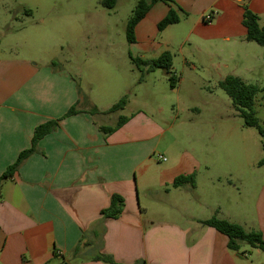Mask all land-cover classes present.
Returning a JSON list of instances; mask_svg holds the SVG:
<instances>
[{
  "label": "crops",
  "instance_id": "0c3cea01",
  "mask_svg": "<svg viewBox=\"0 0 264 264\" xmlns=\"http://www.w3.org/2000/svg\"><path fill=\"white\" fill-rule=\"evenodd\" d=\"M44 1L16 4L30 18L45 7ZM245 7L261 25L264 0L156 2L136 25L135 41L127 42L130 60H151L164 52L172 62L179 58L193 68L197 59L212 66L216 58L246 60L253 46L242 24ZM170 8L178 22L159 31L158 23ZM7 12L10 5L1 1L0 178L31 148L38 126L59 121L1 182L0 264H108L95 260L100 255L114 264H264V251L246 243L232 250L226 235L202 223L215 216L259 231L264 239V186L256 198L241 203L237 186L231 181L224 185L220 170L208 162L207 156L215 153L166 152L158 122L144 111L104 134L100 128L115 126L121 115L103 113L112 105L94 97L93 88L81 87L75 53L64 59L55 48L40 51L21 38L7 45L18 35L4 30ZM35 24L33 38L45 42L52 37L41 35L43 21ZM122 90L111 95L136 97ZM172 91L178 108L179 89ZM84 96L90 106L83 104ZM75 105L85 112L63 118ZM93 106L100 113L86 112ZM110 114L117 118L114 125ZM189 175H194V187L173 185L177 177ZM113 195L123 199L122 212L117 218L103 217L100 213L110 207Z\"/></svg>",
  "mask_w": 264,
  "mask_h": 264
},
{
  "label": "rangeland",
  "instance_id": "374dc122",
  "mask_svg": "<svg viewBox=\"0 0 264 264\" xmlns=\"http://www.w3.org/2000/svg\"><path fill=\"white\" fill-rule=\"evenodd\" d=\"M1 1L11 7L5 16L9 21L4 30L18 34L7 45L11 46L18 38L26 39L40 51L55 48L56 56L64 59L73 51L80 68L78 81L85 91L93 88L92 95L103 99L105 105H114L123 97L112 96L114 89L135 92L136 97L126 94V107L119 111L126 122L138 111H144L158 122L162 149L172 155L191 149L198 155L215 153L207 156L208 162L220 170L224 185L231 181L237 186L240 198L235 195L240 202L253 195L257 197L264 186V165H259L264 157V138L256 129L244 125L239 111L219 83L233 75L247 84L257 85L260 91L254 98L253 111L264 127V49L261 46L252 42L251 56L246 60L216 58L213 66L206 60L191 59L193 68L175 58L173 87L169 75L162 69L149 72L137 85L134 81H138L141 72L130 60L125 34L136 0H116L112 9L102 7L100 0H45V7L30 18L19 12L16 0ZM51 6H56V10ZM40 21L44 27L41 35L54 38L44 42L32 37L38 30L35 23ZM261 25L264 27V20ZM173 88L179 89L178 108ZM158 107L163 112L158 113ZM113 115L108 117L110 125L117 122Z\"/></svg>",
  "mask_w": 264,
  "mask_h": 264
},
{
  "label": "trees",
  "instance_id": "16d2710c",
  "mask_svg": "<svg viewBox=\"0 0 264 264\" xmlns=\"http://www.w3.org/2000/svg\"><path fill=\"white\" fill-rule=\"evenodd\" d=\"M159 1L163 2L166 5H170L173 2V0H136L135 9L133 10L126 25L125 34L128 43H133L135 41L134 29L136 25L146 16L152 5ZM100 4L105 8L112 9L115 7L116 0H100ZM176 22H178V17L175 11L170 8L166 17L158 23V30L161 31L169 24ZM242 24L246 28V40L255 42L264 49V27L260 25L259 17L247 7L244 8ZM131 62L141 72L140 78L138 79L137 83H142L145 80L147 74H149V72L153 71L154 69H162L169 75L171 86H174L175 77L172 74V56L169 52H164L159 57L151 60H142L140 58L131 57ZM219 86L230 98L233 106L239 111V115L242 118L244 125L246 127L256 129L258 134L264 138V127L259 124L256 114L253 111L254 98L260 91L259 87L254 84H247L239 77L233 75L226 76L225 79L219 83ZM126 103L127 96L125 95L117 103L112 105L103 113L109 114L123 110L126 107ZM83 104L85 106H90V103L86 96L83 97ZM80 112H85V110L79 109L77 108V105H75L68 110L63 118L78 114ZM86 112H89L91 114L100 113V111L94 106ZM58 121L59 120L49 121L38 126L35 129L31 148L21 152L16 162L13 165L9 166L7 170L2 174L0 178V191L1 182L11 177L14 172L18 170L21 164L31 154L34 153L38 141L45 135L54 131L58 124ZM125 123L126 118L121 116L115 126L101 127L100 129L104 134H111ZM259 165H264V157L259 162ZM185 184H190L192 187H194V175L179 176L173 182V185L175 187H179ZM123 205V199L120 196L113 195L111 198L110 207L106 210H102L100 214L106 218H117L122 212ZM202 223L226 235L229 238L228 246L232 250H237L240 243H246L253 248H258L264 251V239L261 232L259 231H246L242 226L238 224L219 219L215 216ZM55 255L56 253H54V256ZM95 260L103 261L108 264H114L112 258L105 255H100L96 257Z\"/></svg>",
  "mask_w": 264,
  "mask_h": 264
},
{
  "label": "built area",
  "instance_id": "2783aa9c",
  "mask_svg": "<svg viewBox=\"0 0 264 264\" xmlns=\"http://www.w3.org/2000/svg\"><path fill=\"white\" fill-rule=\"evenodd\" d=\"M207 18L209 19L210 17H207ZM160 158L163 159V160H165V158H163V157H161V156H160Z\"/></svg>",
  "mask_w": 264,
  "mask_h": 264
}]
</instances>
